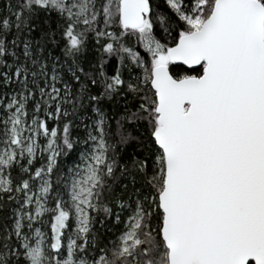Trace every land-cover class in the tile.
I'll list each match as a JSON object with an SVG mask.
<instances>
[{
    "label": "snow or ice",
    "instance_id": "6c2138e0",
    "mask_svg": "<svg viewBox=\"0 0 264 264\" xmlns=\"http://www.w3.org/2000/svg\"><path fill=\"white\" fill-rule=\"evenodd\" d=\"M0 264H264V0H0Z\"/></svg>",
    "mask_w": 264,
    "mask_h": 264
}]
</instances>
